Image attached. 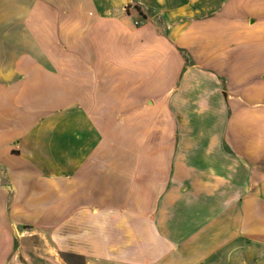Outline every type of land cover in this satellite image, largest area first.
Segmentation results:
<instances>
[{
    "label": "crops",
    "instance_id": "obj_1",
    "mask_svg": "<svg viewBox=\"0 0 264 264\" xmlns=\"http://www.w3.org/2000/svg\"><path fill=\"white\" fill-rule=\"evenodd\" d=\"M0 264H264V0H0Z\"/></svg>",
    "mask_w": 264,
    "mask_h": 264
}]
</instances>
